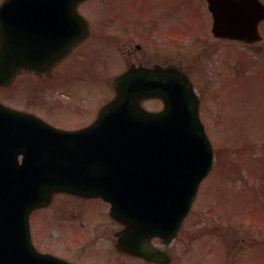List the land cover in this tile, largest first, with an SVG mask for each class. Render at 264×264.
<instances>
[{"label": "water", "instance_id": "water-1", "mask_svg": "<svg viewBox=\"0 0 264 264\" xmlns=\"http://www.w3.org/2000/svg\"><path fill=\"white\" fill-rule=\"evenodd\" d=\"M82 1L2 4L0 86L9 85L21 69L42 65V57L35 53L51 51L47 56L51 68L87 37V22L77 11ZM207 1L215 36L245 43L260 40L264 5L259 0ZM57 8L67 18L65 49L57 52L45 44L13 55L9 24L32 19L41 24L45 15L56 16ZM113 85L115 99L91 127L77 132L55 129L0 104V264H67L35 250L30 236L31 213L48 206L57 193L105 200L117 220L133 225L137 237L171 240L177 235L215 164L212 143L200 120V100L188 73L172 66L131 71ZM155 97L163 101L162 111L151 113L141 107L144 98ZM144 244L121 241L118 248L138 255Z\"/></svg>", "mask_w": 264, "mask_h": 264}, {"label": "flooded vegetation", "instance_id": "flooded-vegetation-1", "mask_svg": "<svg viewBox=\"0 0 264 264\" xmlns=\"http://www.w3.org/2000/svg\"><path fill=\"white\" fill-rule=\"evenodd\" d=\"M177 5H188V15L193 19L187 21L179 15ZM98 6L105 8L104 17L84 13ZM79 11L89 22V37L50 69L45 65L48 71L22 69L9 87L0 88L1 103L32 113L58 128L79 130L93 123L115 97L112 76L134 68L175 65L188 71L201 99L203 117L205 93L197 87L193 64L177 59L176 45L198 43L200 35L204 41L202 54L211 55L217 43L242 44L215 37L207 0H86ZM263 26L264 21L260 32ZM63 29L61 26L59 37H63ZM30 42L14 37L11 49L26 48ZM56 47L63 49V39L56 41ZM114 68L117 74L112 75ZM97 92L103 93L102 98L95 99ZM20 102L24 105L19 106ZM143 105L152 111L162 108L157 99L145 100ZM30 222L34 245L40 251L73 264H176V244L186 240L184 226L171 241L159 237L145 240L141 235L139 239L148 246L147 255L123 253L117 246L124 238L135 242L133 228L128 232L105 201L69 194L56 195L48 208L32 214Z\"/></svg>", "mask_w": 264, "mask_h": 264}, {"label": "rangeland", "instance_id": "rangeland-1", "mask_svg": "<svg viewBox=\"0 0 264 264\" xmlns=\"http://www.w3.org/2000/svg\"><path fill=\"white\" fill-rule=\"evenodd\" d=\"M180 6L177 13L192 20L188 5ZM98 7L84 13L104 17ZM197 42L177 44V59L193 64L205 93L203 120L217 161L186 221V240L176 244V264H264V39L251 47L217 43L211 55L202 54L200 35Z\"/></svg>", "mask_w": 264, "mask_h": 264}]
</instances>
